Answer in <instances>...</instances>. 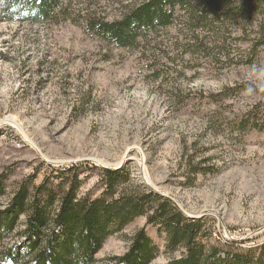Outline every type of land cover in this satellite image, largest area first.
Returning <instances> with one entry per match:
<instances>
[{
	"label": "rangeland",
	"instance_id": "rangeland-1",
	"mask_svg": "<svg viewBox=\"0 0 264 264\" xmlns=\"http://www.w3.org/2000/svg\"><path fill=\"white\" fill-rule=\"evenodd\" d=\"M143 1L73 0L43 22L8 20L0 6V174L10 178L0 210L43 163L128 166L135 184L170 196L190 217H205L222 260L235 247L259 249L264 130L237 133L230 123L255 110L264 126V46L253 48L255 30L238 24L198 40L182 14L132 48L85 27L87 18L120 19ZM194 165L204 173L186 181ZM97 180L89 174L83 191L100 192ZM25 219L0 247L22 244L16 234ZM143 227L159 248L151 264L180 257L138 217L106 239L95 264L124 254Z\"/></svg>",
	"mask_w": 264,
	"mask_h": 264
},
{
	"label": "trees",
	"instance_id": "trees-1",
	"mask_svg": "<svg viewBox=\"0 0 264 264\" xmlns=\"http://www.w3.org/2000/svg\"><path fill=\"white\" fill-rule=\"evenodd\" d=\"M71 1L0 0V6L8 20L43 22ZM181 14L198 40L202 33L219 36L220 29L238 24L244 32L250 27L255 30L253 48L264 46V0H144L120 19L87 18L85 27L101 40L132 48L140 45L148 31L173 25ZM232 91L229 88L223 95ZM256 114L250 110L230 127L237 133L264 130ZM45 168L43 179L36 182ZM200 173L204 168L194 165L185 179ZM89 174L97 175L100 192L83 191ZM132 177L128 166L84 163L55 168L41 164L17 185L6 208L0 210V245L19 225L20 217H26L25 229L16 234L23 236L22 244L0 247V259L7 264H95V255L109 236L145 217L147 225L165 236L167 251H182L170 264H264V244L246 251L235 247L239 252L222 260L212 244L220 242L209 232L205 217L188 216L170 196L135 184ZM9 179L7 172L0 174V199L7 194ZM158 253L143 227L131 238L128 250L107 264H151Z\"/></svg>",
	"mask_w": 264,
	"mask_h": 264
}]
</instances>
